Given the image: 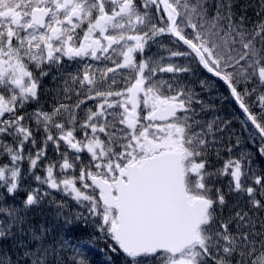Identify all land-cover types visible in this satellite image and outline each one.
<instances>
[{"label": "snow or ice", "instance_id": "obj_1", "mask_svg": "<svg viewBox=\"0 0 264 264\" xmlns=\"http://www.w3.org/2000/svg\"><path fill=\"white\" fill-rule=\"evenodd\" d=\"M0 264H264V0H0Z\"/></svg>", "mask_w": 264, "mask_h": 264}]
</instances>
